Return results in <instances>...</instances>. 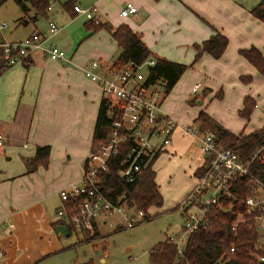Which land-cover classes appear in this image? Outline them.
Listing matches in <instances>:
<instances>
[{"label": "crops", "instance_id": "0c3cea01", "mask_svg": "<svg viewBox=\"0 0 264 264\" xmlns=\"http://www.w3.org/2000/svg\"><path fill=\"white\" fill-rule=\"evenodd\" d=\"M9 1L0 0V7ZM70 1L74 0H51L48 14L36 16L35 7L25 13L15 0L11 18L17 28L24 25L27 30L17 36H6L1 29L9 25L7 20H3L7 25L0 28V41L20 40L40 30L48 35V42H56L65 49L69 58H49L42 50L35 49L26 60L8 65L0 46V133L6 136L0 145V249L3 250L0 264L67 260L77 243L67 238L72 231L58 233L54 223L65 218V214L58 212L64 202L60 190L80 182L85 171L103 99L100 84L85 75L83 66L94 58L103 65H115L122 47L107 26L98 27L71 9L66 5ZM75 1L83 5L97 3L102 24L116 27L127 22L142 32L143 40L155 53L180 62L192 63L196 54L193 44L217 30L229 38L221 56L205 51L182 73L172 89L165 92L162 109L178 123L172 142L159 152L153 163L159 184L163 180L158 176L160 168L156 167L159 156H171L187 148L188 157L184 158L187 165L190 163L187 171L192 183L185 194L192 189L196 168L203 159L197 138L185 127L211 129V123L199 118L202 111L213 122L236 133L264 127V74L241 52L242 48L253 45L264 47V20L251 10L256 3L251 0ZM128 1L139 9L124 16L121 9ZM41 15L48 20L46 26ZM50 19L60 26L55 33L50 32ZM219 92L222 94L218 95ZM247 96L256 103L249 118L240 112ZM41 144L51 145L48 164L32 170L30 158ZM164 163L168 168L169 163ZM110 215L97 218L95 225L99 230L102 220L106 221ZM81 231L84 237L91 236L89 230Z\"/></svg>", "mask_w": 264, "mask_h": 264}, {"label": "built area", "instance_id": "2783aa9c", "mask_svg": "<svg viewBox=\"0 0 264 264\" xmlns=\"http://www.w3.org/2000/svg\"><path fill=\"white\" fill-rule=\"evenodd\" d=\"M51 7L52 4L49 9ZM74 8L88 20L102 22L97 3H75ZM138 9L135 3L128 1L121 13L127 16ZM49 24L51 33L60 29L53 19H50ZM6 25V21L0 20V28ZM0 46L8 65L26 60L35 49L42 50L49 58L69 59L66 50L56 42H48V35L40 30L20 40L0 41ZM155 61V57L150 56L141 62L128 59L115 65H103L94 58L83 66L85 75L100 84L102 96L109 102V112L114 115V120L106 138L88 155L80 182L60 190L64 202L58 212L65 214L63 220L73 229L89 230L94 227L98 217L115 213L123 214L126 219L124 226H134L146 219L144 209L127 203V193H123L119 201H114L103 190L101 182L103 172L110 168L111 162L118 156H121L118 173L128 181L136 180L138 172L146 168L155 155L173 140L178 121L162 109L166 92L163 83L160 80L147 83L149 66ZM198 87L199 84L195 86V91ZM185 128L197 138L203 160L196 168V180L192 189L179 203L185 208L183 228L179 232L167 233L169 240L177 244L180 252L192 231L208 228L213 223L214 217L210 210L215 205H220L225 196L233 195L241 177L250 176L260 189V192L253 189L248 196V212L254 205L264 203V181L251 171L256 160L264 163V142L251 157L245 159L234 146L220 143L214 131H203L194 125ZM5 139L6 136L0 133V145ZM77 197H81V202L69 210L65 202ZM255 218L263 243L264 213L257 214ZM242 219H245L243 213L237 219L235 228ZM11 224L14 226V223ZM2 256L3 250L0 249V257ZM257 258L264 264V253H258ZM216 264L222 263L217 260Z\"/></svg>", "mask_w": 264, "mask_h": 264}, {"label": "trees", "instance_id": "16d2710c", "mask_svg": "<svg viewBox=\"0 0 264 264\" xmlns=\"http://www.w3.org/2000/svg\"><path fill=\"white\" fill-rule=\"evenodd\" d=\"M16 1L25 13H28L32 6L35 7L36 16L39 14L47 15L51 4V0ZM75 2V0L70 1L66 5L75 11ZM251 10L256 16L264 20V0L257 2ZM93 23L95 22L93 21ZM95 24L98 27L107 26L122 47L116 64L128 59L141 62L150 56H154L156 61L149 66L147 83L160 80L166 92L172 89L182 73L193 65L202 53L208 51L219 57L229 43L228 36L217 30L210 37L193 44L196 49L194 61L185 63L155 53L143 40L142 32L133 29L127 22H123L116 27L108 23ZM241 52L264 74V47L261 49L253 45L249 48H242ZM221 94L222 92L218 93V95ZM255 106L254 99L247 96L245 106L240 112L243 116L249 118ZM199 118L211 123L213 126L211 129L201 127V130L214 131L220 143L234 146L245 159L251 157L253 152L264 142V127L249 133H245V131L236 133L220 123L213 122L205 111L200 113ZM113 120L114 115L109 112V102L103 98L96 122L92 149H95L106 138ZM50 152V144L38 145L36 153L30 158V169L35 170L40 164L47 165ZM120 158L121 156H118L113 159L110 168L103 172L101 186L114 201H119L123 193H127V203L130 206L144 209L146 219H148L151 216L148 209L152 205L163 202L161 187L156 178L157 172L153 168L155 159L146 168L138 172L136 180L128 181L118 173ZM251 171L264 181V163L262 161L256 160L251 166ZM255 184L257 183L250 176L241 177L233 195L225 196L220 205L217 204L210 210L211 215L214 217L213 223L208 228H197L192 231L182 252L179 251L177 244L167 237V239L157 242L149 250L150 259L155 264H216L217 260H220L222 264H261L257 254L264 253V242H261V232L255 216L264 213V203L254 205L251 207V211L248 212L249 203L247 202V198L253 192ZM79 202H81V197L71 198L65 203L67 208L72 210V207L79 204ZM241 213L244 214L245 219H242L235 228V223ZM62 221L64 220L57 219L54 224L56 225ZM95 224L94 227L89 228L91 236L100 233L98 226ZM69 226L70 231H72V226ZM232 246H235L234 250Z\"/></svg>", "mask_w": 264, "mask_h": 264}, {"label": "rangeland", "instance_id": "374dc122", "mask_svg": "<svg viewBox=\"0 0 264 264\" xmlns=\"http://www.w3.org/2000/svg\"><path fill=\"white\" fill-rule=\"evenodd\" d=\"M259 1L251 0L254 3ZM15 3V0H10L0 7V20H7L9 24L1 29L6 36H17L27 30L24 25L17 28L15 20L11 18ZM41 22L43 26L48 24L47 18L42 15ZM184 157H188L187 148L171 156L161 155L157 159L156 167L160 168L158 176L163 179L160 184L163 202L148 209L151 214L148 219L134 226H124L126 219L123 214L115 213L106 217V221L102 220L99 235L84 237L81 230L73 229L67 238L77 243L70 250L67 260L52 258L46 263L155 264L150 259L149 250L160 240L167 239L168 232L182 230L185 221V208L179 203L187 195L185 193L191 186L192 176L187 171L190 163L187 165ZM164 161L169 163L168 168L164 167ZM254 190L260 192L256 184Z\"/></svg>", "mask_w": 264, "mask_h": 264}, {"label": "water", "instance_id": "95a60500", "mask_svg": "<svg viewBox=\"0 0 264 264\" xmlns=\"http://www.w3.org/2000/svg\"><path fill=\"white\" fill-rule=\"evenodd\" d=\"M56 231L58 233L68 234L70 232V228L66 223H58L56 225Z\"/></svg>", "mask_w": 264, "mask_h": 264}]
</instances>
